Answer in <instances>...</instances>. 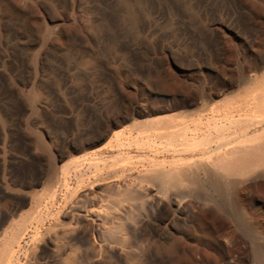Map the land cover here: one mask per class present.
<instances>
[{
    "label": "rangeland",
    "instance_id": "374dc122",
    "mask_svg": "<svg viewBox=\"0 0 264 264\" xmlns=\"http://www.w3.org/2000/svg\"><path fill=\"white\" fill-rule=\"evenodd\" d=\"M52 1L53 0H46L49 4H51ZM21 8L22 5L18 4V0H9L7 5L0 6V13L4 16L3 22L5 25H9V27L13 29L15 24L20 23L19 10ZM235 12L239 13L237 18L240 17L239 19L236 18L237 25L240 28L239 31H237L239 33H231L223 24L222 18L220 16L216 17L213 26L214 29L217 30L218 37L214 36L211 41L215 42V45L220 49L223 48L225 50L223 52L222 62L216 63L213 67L210 65L205 68V65H203L204 68L201 69L202 66H197L194 60H187L186 58L179 57L174 50H169L164 54H157L154 53V51L148 52L147 54L139 53L133 57V64H145L147 62L146 60L150 58L149 62L153 61L154 63L160 64L165 72L167 71L180 79L195 78L197 80H204L208 78L210 81L208 88L212 89V92L210 94L211 96H206L203 100L197 99V93L195 91L189 92L183 90L179 93H172L170 95L152 93L146 82L141 81L138 77L132 76L129 73L127 67L128 60L126 61V59L130 57L129 50L120 49L119 51L113 52L112 50L107 51L106 58L108 61L106 67L103 68L98 65L94 56L68 49L63 34L69 33L70 31L77 32L80 26L87 25V18L84 16L82 8L72 10L65 15L62 10L59 9L48 13L47 18L42 14V16H36L33 20V26L37 30V35L42 40L53 41L55 45H59V48L63 47L60 56L64 57L66 60L65 64L62 66V71L67 74L66 86L60 89L56 83L57 85H53L55 89H60L59 91L63 96V93H65L64 89H71L73 93H71L68 98L74 100L80 108L86 107L90 103V100L95 99L97 96L103 98L107 95H111L113 96L112 99L117 102L120 107V115H117V119L115 120L117 122L116 125L109 124L107 122L108 120L102 119L98 124L89 125L88 131L84 135L80 137L73 136L77 131V119L75 118L66 121L64 124H59L58 121L57 124L53 125L51 121L39 118V114H23L24 108L31 104H35L34 106L39 109V112L42 107L46 105L47 81L52 79L54 75L52 71L45 70L43 72V80L33 85L25 88H18L12 98L8 95L11 91L12 83L10 81H0V91L7 93V96H4V94L2 96L4 97V104H2L0 108V213L6 208V202L1 199L4 194L11 195L13 198L12 205L14 208L16 207L18 209L17 214L12 217L10 216L0 228V248L2 247L6 251L2 263L43 264L45 261L51 260L54 264H141L144 259L141 253V245H143L144 240L140 239L138 241L136 240V236L140 234L141 221L147 219L149 223V217L151 215L159 216L161 218L160 222L163 221L162 218H168L170 221L174 219L175 222L173 223L169 221L161 224L162 229L166 231L173 228L186 229L187 226L197 225V221L193 223L192 217L194 219L195 217L200 219L204 218L210 227L207 232L211 233L212 231H217V241L214 240L211 234V236L208 235L207 237L213 247H229V240L227 241L225 237L221 239L219 236V234L221 235V232H223L217 230L219 227L217 219L219 217L210 206L196 204L197 199L192 195V198L187 197V193L182 192L185 190H182L181 193L184 194L180 195H184V198L180 196L176 197L177 194H181L180 191L174 198H171L172 196H170V194H168V197L165 192L162 191V193H160V187H158V191L157 186L159 184H155L156 182L153 181L154 179L151 180L150 178L151 184H147L150 180H145L148 179V174L150 175V173H153L151 171H154V168L158 170V167H154L158 166V164L163 165L166 169L175 167V164L172 166L173 163L171 162H179V165H177H183V167H185V165L190 166L193 162H197L195 163L196 165H192L197 166L202 158L213 156V152L211 153V151L216 144L208 145L207 142L212 140L211 137L214 132L212 131V133H210L211 136H206V138L209 136L210 139H204L203 136L206 135V132L209 134V131L207 129H205V131L204 129H199L201 124L203 126L204 121V123H206L204 127H206L207 124V127H214V121L217 120V118L213 115H216L224 109H231V105H233V107H239L240 103H243L244 106V102H248L245 101L244 98L248 99L247 96L250 97L252 95H250V92H253L255 87L259 86L256 84L258 82L260 83V81L258 80L256 82V78H253L255 81H251L252 78L241 81L236 76L231 78L226 76L224 78L217 77L218 70H232L237 66L236 62L230 59L231 53L226 46L228 44L226 43V41H228L227 38L231 39L230 43L235 45L246 43L245 48L248 50L249 56L256 58L260 62L261 69L259 72L260 74L262 73V75L264 74V0L245 1L243 4H238L236 6ZM205 23L206 20L202 22V24ZM170 27L171 23L165 22L164 30H169ZM246 28L247 30L253 28L254 32L249 33L245 30ZM250 36L253 37L247 38V40L246 37ZM142 39L150 47H153V37L143 36ZM149 39L152 40L150 41ZM7 40L12 41L10 43L13 45L16 43L15 40L10 39V37H8ZM166 42H173V37L166 39L164 44ZM41 52L42 46H37L36 48L28 49L24 52L26 64L32 68V71L35 60ZM208 61L209 60H206V63H211ZM190 65H193V67ZM217 67H219L218 70ZM0 73L4 72L0 70ZM32 74H34V71ZM80 74H82L81 78L78 79L77 75ZM250 87H253V90ZM32 95H35L34 98ZM66 104L69 105V100H67ZM106 104H109V102ZM214 109H216V113L213 112ZM218 109L219 111L217 112ZM35 112H37V110ZM253 114L252 119L258 122L260 121L261 123L249 128L248 134L242 132L236 134L240 140H243V137L246 140H258L264 136V112L261 114L260 112ZM190 115H192L191 117L193 120ZM193 115H195L194 117H197V119H194ZM32 116L37 118L34 120V123H32V126L27 128L26 124L31 121ZM21 117V126H18L16 122H19ZM184 118L188 120L187 123L185 122L186 124L181 123V120L182 122L185 121ZM168 119H171L172 122ZM161 120L162 122L166 121L162 123L163 127L172 125L177 128L171 127L170 129V127H168V129H166V127L164 129L161 127ZM167 120L170 124L167 123ZM199 120H201L200 122L202 123L200 124V122H198L199 126H197L198 124L196 122ZM174 122L177 123L178 126H176L177 124H171ZM191 123L195 124L192 125ZM156 124H159L162 129L159 125L158 127L160 129H157L158 127H156ZM146 125L150 128H147ZM152 125L154 127H152ZM194 125L197 126V128ZM188 126H191L189 129L190 132L186 129ZM192 126L196 128L197 132L195 129H191ZM154 129L155 131H152ZM182 129L184 130L179 131ZM185 129L188 132H186ZM175 131L179 133L183 132L181 133L182 136L178 135L177 132L174 135L173 132ZM184 131L187 135L186 133L184 135ZM166 132L170 135L168 136ZM192 132L195 135H192ZM63 133L68 136L65 141H63L62 138ZM161 133L162 135L165 133L164 136L167 134V137L159 135ZM24 134H29L34 138L31 149L32 154L36 157L35 161H28V158L24 157L23 151H26L25 147L27 146L23 143ZM158 135L159 137L162 136L159 139H164L166 142L164 140L161 142L162 140L160 141L158 138L157 141L154 140ZM176 135H178V137L180 136L178 141H176ZM215 135L216 134H214V136ZM40 136L43 137L46 143V152L45 150H41L37 145V138ZM148 136L151 138L153 136V138L148 139ZM171 136H173L172 139H170ZM200 136L203 138H200ZM182 137L187 140H183ZM173 139L175 140L174 144H172L174 142ZM170 140L173 142H169ZM182 140L184 142L187 141V143H184ZM180 141L183 143L179 145ZM204 142L205 145H203ZM262 143L264 144V141H262ZM119 144H123V146L121 147ZM206 150L207 152L210 150V154L208 155V153L205 152V156H202L204 154L203 152ZM4 153H7L6 155L9 156V158L6 159L7 162L3 158ZM51 155L58 156L60 160L55 161L54 158H52L53 156L50 157ZM167 162H169V164ZM187 162H190V164ZM110 164L112 165L110 166ZM149 167L151 171L148 169ZM122 168L123 170H121ZM136 169L138 170L137 172L133 171ZM121 171L135 174L136 178L133 175L132 177L137 179V182L134 180L135 185H133L136 188L131 186L134 190H137V192L135 190L133 193L137 195L134 196L136 198L132 197L133 195L131 196L132 198H130L131 191H134L133 188L123 189L125 187L123 186L120 188L121 190L123 189V192L115 186L117 179L114 178V175H121V173L122 175L126 174ZM84 172L87 173L82 175L81 173ZM139 172L141 174H139L140 177L137 176ZM55 173L56 175L54 176ZM142 173H144V175ZM145 173H147V175H145ZM75 175L77 177H75ZM102 176H105L103 180ZM143 176L146 178L144 180L146 184L141 181L143 180ZM113 178L115 180H113ZM138 179H140V181ZM138 181L142 182L144 185H141ZM49 182H51L52 185H50ZM94 183H96L97 186L94 185ZM91 187H94L96 191L95 197H93L95 201L92 200V197L85 196L87 192L89 193L91 191ZM249 189L245 192L243 198L246 211L248 212L254 205H258L256 200L258 197L264 199V189L261 190V192L257 187L252 186ZM189 195L190 194H188V196ZM166 197L168 198L166 199ZM127 199H132L133 201H128ZM89 200H91V202ZM182 201L183 203H181ZM191 202L194 205L191 204ZM91 204L96 208H103L101 209L103 211L106 209L105 212H108L115 219L110 221L107 226H102L100 231L95 229V225L91 221H84L83 225L88 230V236L84 241L78 240L77 234L79 231L72 226L74 225L73 218L75 217L77 208H75L76 211H71V207L74 205L85 207L91 206ZM146 204L150 206H146ZM182 208H184V210L180 211ZM39 209H41L42 212V223L33 225L27 233H23V236H20L24 226L29 224L30 218L36 215ZM114 210L118 211L116 212ZM58 218L60 220H58ZM151 223L150 221V224ZM113 225L117 228L116 231ZM109 228L114 229L115 233ZM197 238L198 233L193 239L188 241V243L190 245H195ZM246 248L244 247V253L242 255L235 254L233 262L230 261L232 259H229L231 264H258L259 260L253 257V246L247 245ZM161 264L171 263L168 260ZM185 264L190 263L186 261Z\"/></svg>",
    "mask_w": 264,
    "mask_h": 264
},
{
    "label": "bare ground",
    "instance_id": "6f19581e",
    "mask_svg": "<svg viewBox=\"0 0 264 264\" xmlns=\"http://www.w3.org/2000/svg\"><path fill=\"white\" fill-rule=\"evenodd\" d=\"M8 1L9 0H0V6L2 7L7 5ZM245 1H252V0H53L51 4L47 3L46 0H18V4L22 5V8L19 10L20 23L15 24V27L13 29L9 27V25H5V23L3 22L4 16L1 15L2 13H0V32H1L0 70L4 72V73H0V81L1 80L10 81L12 83L11 91L8 93V95L12 98V96L17 92L18 88H25L43 80V72L45 70H50L54 73V75L52 79H49L47 81L46 105H44L39 112V109H37L36 106H34L35 104L34 105L31 104L30 106L24 108L23 114L26 113L39 114V118H42L46 121H51L53 125L57 124L58 121L59 124H64L66 123V121H70L71 119L75 118L77 119V123H76L77 131L76 133L73 134V136H78V137L84 135L88 131L89 125L95 123L98 124L102 119L108 120L107 122L109 124L111 123L112 125H116L117 122L115 120L117 119V115H120L119 114L120 107L118 103L112 99L113 96L107 95L103 98H101V96H97L95 99H91L90 103L86 107L80 108L74 100L68 98L70 94L73 93L71 89L68 90L64 89L65 91V93H63L64 96L61 94L59 90L61 88H65L66 79H67V74L62 71L63 69L62 66L63 64H65L66 60L64 57L60 56V52L63 47L59 48L58 47L59 45L58 46L55 45L54 42L51 40H46V41L42 40L37 35V30L33 26V20L36 18V16L38 17V15L42 14L45 18H47L48 13L52 12L53 10L60 9L65 15L72 10L82 8L83 14L87 18V25L80 26L77 32L70 31L69 33L63 34V37L67 42L68 49L75 50L82 54H87V55L89 54L94 56L97 60L98 65H100L103 68L106 67L108 61V59L106 58L107 51L112 50L113 52V51H119L120 49L129 50L130 57L129 59H126V61L128 60L127 67L129 73L132 76L138 77L141 81L146 82V84L150 87L152 93L170 95L172 93H179L180 91L183 90L189 92L195 91L197 93L196 94L197 99L203 100L206 96H209L212 92V89L208 88V86L210 85V81L208 78H205L204 80H197L195 78L180 79L177 76L168 73L167 71L165 72V70L161 67L160 64L155 62L156 63L155 65L153 61L149 62L150 58L146 60L147 62L145 64H141V65H138L136 63L133 64V57L139 53L147 54L148 52L154 51V53L157 54H164L169 50H174L177 56L186 58L187 60L188 59L194 60L197 63L196 64L197 66L199 65L200 67L202 66L201 69L204 68L203 65H205V68H207L210 65L211 67H213L216 65V63L222 62V56L225 50L223 48L220 49L217 45H215V42L211 41V39H213L214 36H217V32H216L217 30H215L213 26L214 22L216 21V17L220 16L222 18L223 24L229 31H231V33L232 32L239 33L237 31H239L240 28L237 25V20H236L239 13L235 12V8L238 4H243ZM205 20L206 23L202 24V22H204ZM165 22L171 23V27L169 30H164ZM245 30L249 33L254 32L253 28H251L250 30H247L246 28ZM143 36L154 38L153 47H150L142 39ZM8 37H10V39L15 40L16 42L15 45L10 43L12 41L7 40ZM171 37H173V42L170 43L166 42L164 44V41ZM251 37L253 36L246 37V39ZM227 40L228 41L226 40L225 41L226 43H228L226 46L229 48V51L231 53L230 59L236 62L237 66L232 70H228V69L218 70L219 67H217L218 70L217 77L224 78L226 76L228 78H231L233 76H236L241 81H246L249 78H252L251 79L252 81L254 80L253 78H256V82L258 80L260 81V83L258 82L259 84L258 83L256 84L259 86L257 87L255 85L256 87L254 90L252 89L253 87L252 88L250 87L253 90V92H250V95L251 94L252 95L250 97L247 96L248 97V99L246 98L247 100L244 98L245 101H248V102H244L245 103L244 106L243 103L242 104L240 103V105L242 106L239 105V107L238 106L236 107L235 104L234 106L236 108L233 107V105H231L232 107L231 109L230 108L229 110L224 109L223 111H220L221 113L218 112L219 111L218 109L217 110L218 113L216 115H213L214 117L217 118V120L214 121L215 122L214 127L213 126L212 128H210V126L207 127L208 124L206 125V127H204L205 126L204 124H206L204 123V121L202 126L201 124L202 122H200L201 120L196 122L198 124L197 126H199L198 122H200L201 124L199 129L201 130L204 129V131L205 129H207L209 131V134H207L206 132L205 133L206 135L203 136L204 139L206 138L207 135H210L212 131L214 132V134H216L215 136L213 134L211 137L212 140L207 142L208 145L216 144L214 145L215 147H213L214 149H212L211 151V153L213 152L212 153L213 156L202 158L201 161H199V163L197 164V166H192L193 164L196 165L195 163L197 162L195 163L193 162V164L190 166L185 165V167H183V165L178 166L179 162L178 163L171 162L173 163L172 166H174L175 164V167L169 169H166L165 167H163V165L160 164H158V166L151 165L154 167H158V170L154 168L155 170L151 171L150 170L151 168L149 167L148 169L153 173H150V171H148L147 169L150 175L148 174L149 177L146 176L148 178L147 180H145L146 178H144L143 176V180L141 181H143L144 183L145 181L150 180V178L151 180L154 179L153 181H155L156 183L153 181L152 182L155 184H159L158 186L156 185L158 191H159L158 187H160L161 188L160 193H162L163 191L167 194V196L168 194H170V196H172L171 198H174L179 191L181 193L182 190H185L182 192L187 193V197L192 198V196H194L197 199L196 204H203L210 206L213 209V211H215L216 215L219 217L217 219L219 224L217 230L219 232L223 231L221 232V235L219 234V236L221 237V239L222 237H225L227 238V241L229 240L228 241L230 243L229 247L227 248L213 247L211 242L208 241L207 237L208 235L211 234L214 240L217 241L218 240L217 231H212L211 233L207 232V230H209L210 227L208 226V223L204 218L200 219L198 217H195L194 219L192 217L193 223L197 221V225L195 224L194 226H187L186 229L184 228L176 229L172 227L174 230L170 229L169 231H166L162 229L161 224L165 222H169L170 220L168 218L167 219L162 218L163 221L160 222L161 218L159 216L151 215L149 217V223L147 219L141 221L140 230H139L140 234L136 236V240L138 241L140 239L144 240L143 245H141V253L143 254V258H144L141 264H161L168 260L171 264H185L186 261H188L190 264H231V262H233V259L235 258V254L242 255L244 253V247L246 248L247 245L253 246V251H254L253 257L256 260L257 259L259 260L258 264H264V199L262 197H258L256 199L258 205L256 206L254 205L249 212L246 211L243 200L245 192L252 186L257 187L260 190V192L261 190L264 189V144L262 143V141H264V136H262L261 139L259 138L261 136H259L258 140H246L244 139V137L243 140L242 139L240 140V138L236 136V134H239L240 132L248 134L249 128H251L253 125L255 126L256 124L261 123L260 121L258 122L252 119V114L259 112L261 114L262 112H264L262 111L264 110V74L262 75V73L260 74L259 72L261 69L260 62L256 58L249 56V52L245 48L246 43L242 45H235L230 43L231 39L227 38ZM37 46H42V52L41 54L38 55L37 58L35 57L36 58L35 65L33 66L34 74H32L33 72L32 68L29 65L27 66L26 64L25 61L26 57H24L25 56L24 52L28 49L30 50L32 48H36ZM206 60H209L208 62L211 63L209 64L206 63ZM190 66L193 67V65ZM82 74L77 75L78 79L81 78ZM56 83L60 87L59 90L55 89V87L53 86ZM0 92H1L0 95L1 96L0 108H1V105L4 104L3 103L4 97L2 96L3 94L5 96L7 93H5L4 91H0ZM67 100H69V105L66 104ZM107 102H109V104H106ZM36 110L37 112H35ZM213 112L216 113V109H214ZM191 116L192 115H190V117ZM194 116L195 115H193V117ZM36 118L37 117L32 116L31 121L27 122L26 127L30 128L32 126V123H34V120H36ZM21 119L22 117L19 119V122L18 121L16 122L18 126L19 125L21 126V121H20ZM191 119L193 120L192 117ZM194 119H197V117H194ZM168 120L171 121V119ZM168 120L167 123H169ZM187 121L188 120L182 122L181 120V123L186 124ZM165 122H162L161 120V127L164 129L167 126L163 127L162 123ZM174 123L171 124L173 125L177 124ZM158 125L156 124V127H158ZM176 126H178V124ZM197 126L195 127L197 128ZM152 127L154 126L152 125ZM159 127L157 129L161 128ZM168 127H170L171 129V127L174 128L175 126L170 125ZM168 127L166 129H168ZM190 127L189 126L186 127V129H188L189 132H190L189 130ZM147 128L150 127L147 126ZM196 128H193L192 126L191 129H195L196 131ZM183 130L184 129L179 131H183ZM152 131H155V129ZM188 131L186 130V132ZM176 132L177 131L173 132V134L175 135ZM186 132L184 131V135ZM181 133L183 132L180 133L177 132L178 135H181ZM164 134L162 135L161 133L159 135L164 136ZM159 135L158 137H155L154 140L157 141L158 138V140L161 141L162 139L159 138L162 136L159 137ZM166 135L164 137H167ZM169 135L170 134H168V136ZM178 135H176L177 137L176 141H178L179 140L178 138H180V136L178 137ZM192 135L195 134L193 133ZM67 137L68 136L64 135V133L62 134L63 141H65ZM172 137L173 136H171L170 139H172ZM203 137L200 136V138ZM147 138L149 139L151 137L148 136ZM207 138L210 139L209 136ZM33 139L34 138L29 134H24L23 143H25L27 146L25 147L26 151H23L24 152L23 154L24 157L28 158L27 159L28 161L36 160L35 159L36 157L35 155L32 154V149H31ZM184 139L185 138H183V140ZM163 140L161 142H163ZM182 141H180L179 145L184 142ZM169 142H173V141L170 140ZM185 142L187 143V141ZM205 142L204 144L203 143L202 144L205 145ZM174 143L175 140L172 144ZM37 145L41 150H45L46 152L45 149L46 143L43 137L40 136L37 138ZM120 146L122 147L123 144ZM209 151L208 152L207 150L204 151L203 152L204 154L202 156H205V152L208 153L209 155L210 154ZM6 154L7 153H4L3 155L5 161L7 158H9V156H7ZM50 157L54 158L55 161L60 160V158H58V156L56 155H51ZM167 163L169 164V162ZM188 164H190V162ZM111 165L112 164H110V166ZM121 170H123V168ZM133 171L137 172L138 170L136 169ZM140 171L143 172L142 170ZM121 172H125V171H121ZM86 173L84 172L81 174L84 175ZM147 173H145V175H147ZM126 174L122 175L121 173V175L120 174L114 175V178L117 179L115 186L120 191H123V189L126 188L132 189L133 187H135L133 186L135 185L134 180H136L137 182V179H134L132 177V175L135 177V174H132L131 172H129L127 175ZM139 174L140 172L138 173L137 176L140 177L141 174L140 175ZM142 174L144 175V173ZM55 175L56 173L54 174V176ZM75 177L77 176L75 175ZM103 177L105 176H102V180ZM114 178L113 180H115ZM140 179L138 180L140 181ZM151 180L147 182V184L150 183ZM49 183L50 185H52L51 182ZM139 183L141 185L143 184L142 182ZM94 185H96V183H94ZM123 186L125 187L121 190L120 188ZM94 187H91L92 189L89 193L87 192V194H85L84 192L85 196L92 197L93 201H95L93 197H95V192H96ZM135 190L131 191V195L129 194L130 198L137 196L133 194ZM165 193L163 194L166 195ZM182 194L184 193L177 194L176 197ZM188 194L190 195L188 196ZM168 197H166V199ZM180 197L184 198V195ZM1 199L6 202V208L4 211L1 210L2 212L0 213V228L5 224V222L10 216L12 217L18 212V209L16 207L14 208L12 205L13 198L11 197L10 194L2 195ZM127 200L133 201L132 199H127ZM89 201L91 202V200ZM181 203H183V201ZM191 204L193 203L191 202ZM146 206H150V205L146 204ZM75 208H77V212L75 214V217L73 218L74 225L72 226L77 231H79V233L77 234L78 240L84 241L87 239L88 236L87 233L88 230L83 225L84 221L85 222L86 220L91 221L95 225V229L97 231H100V228L102 226L103 227L107 226V224H109L110 221L115 219L108 212H105L106 209L103 211L101 210L103 208L101 209L96 208L94 207L93 204H91V206H85V207L74 205L71 207V211L72 210L76 211ZM182 210H184V208H182L180 211ZM114 211L117 212L118 210H114ZM41 213H42L41 209H39V211H37V214L30 218L29 224L24 226L20 236L21 235L23 236V233H27L33 225H39L40 223H42ZM58 220L60 219L58 218ZM150 221L152 222L151 224ZM173 222H175L174 219L170 221V223ZM109 229L114 232V229L112 228ZM116 229L117 228L115 227V231ZM197 233H198V238L196 244L190 245L188 241L193 239ZM5 254H6L5 249L1 247L0 264L6 263V262L2 263L3 261L2 259ZM229 259H232L230 260L231 262L229 261ZM43 264H54V262L51 260H47Z\"/></svg>",
    "mask_w": 264,
    "mask_h": 264
}]
</instances>
